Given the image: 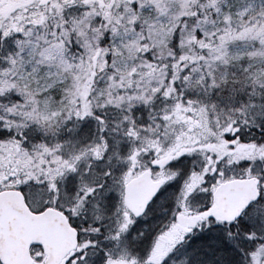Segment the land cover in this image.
<instances>
[{
  "label": "rangeland",
  "instance_id": "374dc122",
  "mask_svg": "<svg viewBox=\"0 0 264 264\" xmlns=\"http://www.w3.org/2000/svg\"><path fill=\"white\" fill-rule=\"evenodd\" d=\"M130 2V0H125ZM86 2V0H84ZM123 5L119 10H116L119 6H115V17L113 18L112 34H111V46L113 49L112 58L113 61L109 66L116 72L120 73L119 76L124 80L127 72L131 69L132 60L135 54L138 34L132 27V14L133 11L129 9V5ZM138 6L140 8L141 18L144 24L147 26V33L152 44L159 48L168 38L171 29L174 26L175 21L179 20L183 12L188 8L187 0H138ZM229 7V11L235 16L233 26L236 27L241 24L246 17L252 16L256 11L264 7V0H225L223 7ZM223 7L218 11L217 23L222 18ZM8 25V23H7ZM77 32L78 39L82 41L87 47L91 44L89 35L85 30L88 24L85 25L80 15L77 21ZM217 27H220L217 25ZM233 27V28H234ZM35 25L32 28L21 27L19 32L25 36L20 42L21 46L17 49L18 64L17 70V81L22 90L35 94L36 101L35 107L37 114L39 115L40 121L50 124V126L59 123L64 116V112L68 111V101L70 105H73V99L67 98V92L76 89L78 86L72 79L73 74H78L79 70L74 71L75 65H72V61L64 60V53L59 49V45L54 40L52 35L45 36L44 33L41 35L35 34ZM18 31V28H14ZM204 34H208L211 31V26L204 27L202 29ZM223 46L221 45L213 56L214 62H207V74L210 78H206L205 75L197 70L186 82V86L183 84L184 93L186 98L189 99L192 105L198 104L201 106L207 101L210 103L209 109L213 107V111L218 114L217 119L214 120V125L219 126L223 117H225L227 110L232 107L233 98L231 95H236L233 86L237 83L242 85L243 89L247 90V93H255L259 89L264 90V48L257 46L258 43L253 39L250 33L237 38L236 35L231 34L224 38ZM256 49H261L257 53ZM93 51L92 54H94ZM227 56L228 62L225 63L224 56ZM100 68L103 66L99 65ZM101 75L97 87L94 91V103L95 105L103 106L106 104H112L113 106L124 105L126 108L133 107V111H141V109L148 102L149 94L153 93L152 89L147 86V90L151 92H144L137 94H118L114 97L111 94L113 84L110 82L108 73L105 70H101ZM117 73V74H118ZM122 74V75H121ZM125 81V80H124ZM161 78V87H162ZM125 83V82H124ZM160 85V77L158 81ZM145 84V83H144ZM208 87V88H207ZM143 89V88H142ZM209 91H206V90ZM214 90V91H213ZM115 92V91H114ZM222 94H230L221 96ZM105 95L107 96L105 98ZM59 97V98H58ZM73 98V95H71ZM106 105V106H104ZM143 106V107H141ZM144 110V108H143ZM201 113V112H200ZM199 113V114H200ZM90 114V113H89ZM82 125L78 129L79 132H70L71 136L69 145L71 149L82 148L90 145L95 140L98 142V135L96 128L93 126L92 120L88 117L83 116ZM80 133V137L78 134ZM120 144L116 143L115 152H120ZM52 155H60L59 145L52 147ZM91 160L87 161L81 170H86L84 176L82 173H76L74 169L68 176L63 179L60 185L61 194L67 191L74 192L69 196L62 195L65 199L76 194L80 189L78 188V181L90 179L92 176L101 175L102 170L105 168V163L101 162L97 164L96 160L98 153L94 149H91ZM96 152V153H95ZM43 153H39L42 155ZM9 159V158H8ZM19 163L23 170L28 171L30 167L27 162L30 161L27 156H20ZM41 163V161H38ZM62 164L67 165V160H61ZM10 160H7L3 164V170L0 171V185H12L15 182L16 169L10 166ZM13 164V163H12ZM36 168H31L35 170ZM23 170L20 169L21 172ZM187 170V169H185ZM182 171V174L185 173ZM188 171V170H187ZM56 171L53 172L55 174ZM187 173V172H186ZM29 179L28 177H26ZM262 183L264 179H261ZM178 182V181H177ZM176 182V183H177ZM32 200L34 198L40 199L41 197L47 196L50 201V196L39 192L38 188H32L30 191ZM111 197V202L104 205L105 202L98 204L101 206L97 211L100 213V217L105 218L110 216L113 212L118 211L120 208L116 205V200L113 196H116V192H108V197ZM65 204L64 201H61ZM88 204L86 195L78 201V206L86 207ZM33 205V204H32ZM156 206L157 209H161V215L156 217ZM153 206V211L150 215L146 216L143 221H139L134 226L116 240L115 246L119 251H125L128 254H132L137 258L146 259L144 257L150 250V247L154 239L161 233V230L168 228L174 217L176 210L175 206L169 204L168 198L165 201ZM93 207V206H90ZM77 209V206H76ZM255 207L248 212L247 217L251 218L255 212ZM81 216V215H80ZM88 216V215H83ZM94 220V219H92ZM168 223V224H167ZM124 228V225H121ZM219 228H211L204 239L201 240L200 235H194L195 239H190L185 246L189 250H184L186 253L184 264H221L218 259L219 248L225 244L224 242V230L222 236L219 238ZM181 239V238H180ZM185 240V239H184ZM91 242V240H89ZM157 250H162V258L175 246L182 244L183 238L179 240L177 238L172 239L171 236L159 237ZM148 264L155 263L158 259L155 258L154 253L150 254ZM261 256H259L260 259ZM72 259L76 264H99L100 257L95 251L91 250L85 253L84 256L75 254ZM71 260V261H72ZM144 263V262H143ZM146 264V263H144ZM224 264V263H222Z\"/></svg>",
  "mask_w": 264,
  "mask_h": 264
},
{
  "label": "flooded vegetation",
  "instance_id": "af4514ba",
  "mask_svg": "<svg viewBox=\"0 0 264 264\" xmlns=\"http://www.w3.org/2000/svg\"><path fill=\"white\" fill-rule=\"evenodd\" d=\"M15 1L1 0L0 12L8 13ZM159 99L154 94V104L151 105L152 101L145 108V113L142 108L131 115L132 119L129 114L128 119L120 122L113 120L110 110L106 111V120L95 111L96 124L106 128V134L101 132V140L95 149L99 152L97 164L104 162L105 168L101 175L91 177V185L82 192V197L86 195L91 202L97 205L105 202L107 206L112 200L108 192L115 191L113 199H117L115 203L121 209L124 228L116 227L113 215L103 218L100 223H96V227L86 222L82 225L75 223L79 239L84 240V243L78 245L70 256H84L93 250L101 259L99 264H148L150 254L154 253L158 260L153 264H162V250H157L159 237L171 236L174 239L179 236L180 241L182 238L186 241L189 236L195 239L194 235L197 234L203 236L202 240L206 237V233L201 232L203 229L207 231L211 225L225 228L226 223L220 220L213 195L220 184L244 177V136L241 125L223 121L220 126H216L208 115L181 114L175 101H171V109L167 112L166 121H163L162 111L153 106L159 107ZM116 143L120 144V152L117 153ZM147 173L153 182H161L162 185L145 213L136 217L130 204L140 205L152 194L150 187H144L138 181L139 177ZM134 179L138 190H128V184ZM167 198L169 204L176 208L172 223L154 239L149 252L144 255L146 259L132 258L127 252L115 248V242L121 234L143 221L151 214L154 205ZM27 203L35 212L46 209H35L32 205L34 202L30 200ZM49 207L58 208L55 201ZM66 211L69 212L67 208ZM160 215L161 209L156 206V217ZM105 221L107 230H104Z\"/></svg>",
  "mask_w": 264,
  "mask_h": 264
},
{
  "label": "trees",
  "instance_id": "16d2710c",
  "mask_svg": "<svg viewBox=\"0 0 264 264\" xmlns=\"http://www.w3.org/2000/svg\"><path fill=\"white\" fill-rule=\"evenodd\" d=\"M29 1L19 0L18 4L27 8ZM79 1L32 0L29 7L30 10L33 9L34 15H28L25 18L26 20L34 18V21L24 27L32 28L35 25L33 36L44 33L45 36L52 35L56 43L59 39L60 42H65L63 34L75 37L76 24L80 15V19H84L85 23L91 22V37L98 38L99 47L109 49L108 34L111 32L112 18L104 17L99 4L104 1L113 6L117 0H89L88 5L83 6L79 5ZM131 1L130 7L134 9L132 22L140 28L143 24L138 14V7L134 3L135 0ZM224 1L187 0L188 8L179 20H176L175 28L171 31L167 42L159 50L157 48L141 49L138 56L158 59L160 67L166 73L167 84L182 91L185 75L200 69L208 78L207 62H214L213 56L216 50L221 45L223 46L224 38L229 35L234 34L240 38L250 33L258 42L257 46L264 48V7L234 27L235 16L229 11V7H223ZM221 7H223L221 23L220 21L217 23V13ZM25 12L27 11L20 10V14ZM109 12L113 16V12L111 10ZM4 19L0 16V171L3 170V164L9 157L16 158L25 153L28 155L30 150L38 148L45 142L44 123L40 121L35 107L34 98L36 96L30 91L22 90L16 78L17 49L21 46L20 42L25 36L19 31L12 30L14 23L9 22V27L1 28ZM207 26H211L209 35L202 31ZM138 31L142 44L148 45L145 29H138ZM92 41L95 42L94 39ZM256 51L259 53L262 50L256 49ZM69 53L74 54L75 52L70 49ZM106 56L109 55L106 54ZM224 60L225 63L228 62L226 55ZM88 79L86 75L81 77L83 83L80 87L81 95L86 88L84 83L86 84ZM233 87L237 91V96L242 95L244 109L251 107L253 116L255 115L251 120L254 131L248 138L264 145V90L259 89L255 93H247V90L238 83ZM226 95L230 94L224 96ZM182 98L184 96L179 93L178 99L181 101ZM246 120L245 117L244 121ZM58 144H63V142L60 141ZM60 162L58 161L57 168ZM258 172L260 177L264 174L263 153L258 155ZM56 179L59 183L62 177L56 176ZM255 208L251 218L245 217L238 224L232 225L229 232L226 231L224 234L225 244L219 248L218 252V259H222V261L220 259L221 264H264V196L256 203ZM183 255L178 252L171 253L164 264H184L183 260L187 256ZM259 256H261L260 259Z\"/></svg>",
  "mask_w": 264,
  "mask_h": 264
},
{
  "label": "water",
  "instance_id": "95a60500",
  "mask_svg": "<svg viewBox=\"0 0 264 264\" xmlns=\"http://www.w3.org/2000/svg\"><path fill=\"white\" fill-rule=\"evenodd\" d=\"M145 187H152L148 175L140 179ZM129 189L137 190L133 184ZM150 197V196H149ZM260 191L255 178L223 184L215 193L221 219L230 222L241 217L251 203L258 200ZM151 198L140 205L130 204L135 216L142 215ZM41 244L46 254L45 264H60L77 245V231L60 211L49 208L32 213L22 194L15 190L0 192V259L3 264H33L30 246Z\"/></svg>",
  "mask_w": 264,
  "mask_h": 264
}]
</instances>
